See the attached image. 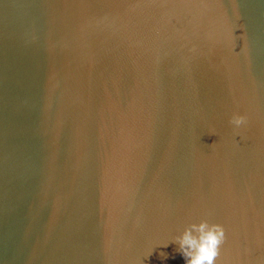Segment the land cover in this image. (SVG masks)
Returning <instances> with one entry per match:
<instances>
[{
    "label": "water",
    "instance_id": "1",
    "mask_svg": "<svg viewBox=\"0 0 264 264\" xmlns=\"http://www.w3.org/2000/svg\"><path fill=\"white\" fill-rule=\"evenodd\" d=\"M202 220L264 264V0H0V264H185Z\"/></svg>",
    "mask_w": 264,
    "mask_h": 264
},
{
    "label": "clouds",
    "instance_id": "2",
    "mask_svg": "<svg viewBox=\"0 0 264 264\" xmlns=\"http://www.w3.org/2000/svg\"><path fill=\"white\" fill-rule=\"evenodd\" d=\"M230 123L239 127L245 123V118L233 116ZM224 240L225 231L221 225L202 220L185 227L174 243L178 245L177 252L185 264H214ZM161 255L162 259H168L166 253Z\"/></svg>",
    "mask_w": 264,
    "mask_h": 264
}]
</instances>
